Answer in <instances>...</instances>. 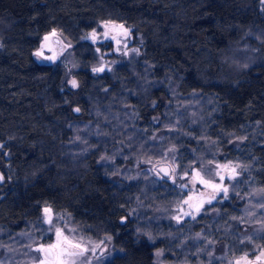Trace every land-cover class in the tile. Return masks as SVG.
I'll return each mask as SVG.
<instances>
[{
	"label": "trees",
	"instance_id": "16d2710c",
	"mask_svg": "<svg viewBox=\"0 0 264 264\" xmlns=\"http://www.w3.org/2000/svg\"><path fill=\"white\" fill-rule=\"evenodd\" d=\"M105 20L131 26L142 51L93 72L96 47L83 37ZM53 28L73 42L77 87L64 61L34 53ZM0 145V243L38 238L48 205L87 236L110 237L117 252L104 264H156L157 248L179 264L255 254L264 229L247 210L248 196L264 193L261 0H0ZM168 153L181 169L231 160L242 174L228 197L175 225L172 173H130Z\"/></svg>",
	"mask_w": 264,
	"mask_h": 264
},
{
	"label": "rangeland",
	"instance_id": "374dc122",
	"mask_svg": "<svg viewBox=\"0 0 264 264\" xmlns=\"http://www.w3.org/2000/svg\"><path fill=\"white\" fill-rule=\"evenodd\" d=\"M261 7L264 11V3H261ZM121 25H123V29L120 28ZM125 30H127V34H125ZM53 32H55V35H51ZM93 32L96 34L95 41L90 38V34ZM45 36L49 37L47 41L44 40ZM83 38L95 44L96 51L99 49L97 51V61L92 65V68L103 66L104 70H111L122 59L134 61L142 51V40L139 37L138 40L136 39L134 41L132 27L116 20L101 21L96 28L87 32ZM72 47V40L60 29L53 28L42 36L34 53L36 55L37 52H40L41 55H36V57L46 62L64 61L66 64L65 80L67 83H70L71 80H75L74 72L78 68L77 59L74 56ZM171 153L166 154L164 157L156 160V162H150L151 159L145 160L147 163L146 166L142 168H131L130 173L134 176L142 169H146L161 178L163 174L159 170L160 166L163 164L169 166L170 172L166 178H170L169 176L172 173L173 185L178 188L176 197L174 196L172 198L175 200L174 202L179 201L170 209V218L174 221L175 225L183 223L186 219L196 218L204 207L210 204L208 203L209 200L212 203L218 199L226 198L222 191H216L212 187L200 183L201 177L227 188L228 197L232 192L233 183L242 174L240 164L231 160L221 161L213 159L204 163L198 162L197 164H192L193 166L188 165L186 168L181 169L176 162L175 154ZM217 165H228V167H217ZM233 168H235V173L232 171ZM196 172H199L200 176H196ZM216 173H219V175H216ZM0 175L3 176L4 180L5 176L1 170ZM233 175L235 178L230 179L229 177ZM220 176H223L224 180H220ZM185 201H188V203H185ZM248 201V218L251 221H255V223L264 229V208L260 207L261 204H264V193L254 191L250 197L248 196ZM45 207L51 209V225L45 222ZM41 221L44 227L40 230V236L38 238L27 234L25 235L26 237L18 241L20 243L13 242L12 246L3 244L2 242L0 243V264H38L40 259H44V253L34 251V249L39 245L47 246L49 244H55L57 242L55 235L56 228H61L65 235H68L74 241H79L90 249L83 256L75 257L76 264H104L117 252L109 238L93 239L87 236L73 224L68 214L61 211L56 212L48 205L43 207ZM91 249H94V251H91ZM262 251H264V247L259 248L253 255L247 252L243 253L231 259L230 262L231 264H235V261L238 259L246 257L253 264H264V256L261 255ZM164 256L165 252L161 248H157L155 250L156 264H179L176 262H167ZM257 256L261 257L259 261L256 260ZM241 264H246V261L241 260Z\"/></svg>",
	"mask_w": 264,
	"mask_h": 264
},
{
	"label": "snow or ice",
	"instance_id": "6c2138e0",
	"mask_svg": "<svg viewBox=\"0 0 264 264\" xmlns=\"http://www.w3.org/2000/svg\"><path fill=\"white\" fill-rule=\"evenodd\" d=\"M261 3H264V0H261ZM120 28L123 29V25H121ZM125 34H127V30H125ZM51 35H55V32H53ZM85 38H89V37H85ZM90 38H92L93 41H95V38H96L95 32L90 34ZM48 39H49L48 36L44 37L45 41H47ZM97 51H99V49H97ZM36 55L40 56L41 53L37 52ZM92 71L101 72V71H104V67L101 66L99 68H93ZM70 83L72 84L73 87H77V82L74 79L71 80ZM75 110L79 111L78 108ZM241 139H244V138H241ZM2 147L3 145H0V148ZM217 167L227 168L228 165H217ZM232 171L235 173V168H233ZM195 175L200 176V173L196 172ZM216 175H219V173H216ZM229 178L234 179L235 176L233 175ZM2 180H3V176L0 175V181ZM220 180H224V177L220 176ZM200 183L204 184L205 186H210L216 191H222L225 197H227V194H228L227 188L221 187L219 184H215L210 180H205L203 179V177H201ZM185 203H188V201H185ZM208 203H211V200H209ZM260 207L264 208V204H261ZM197 210H199V208H197ZM44 214H45V222L51 225L52 224L51 209L49 207H45ZM70 231H74V230H70ZM55 235H56V241H57L55 244H49L47 246L39 245L38 247L34 249V251L44 253V259H40L38 261V264H76L75 257L83 256L85 253L90 251V249L85 247L79 241H74L68 235H65L64 231L61 228H56ZM91 251H94V249H91ZM261 255L264 256V251L261 252ZM260 258H261L260 256H257L256 260L259 261ZM241 260H245L246 264H253V262L250 260H247L246 257H242L238 259L237 261H235V264H241Z\"/></svg>",
	"mask_w": 264,
	"mask_h": 264
},
{
	"label": "water",
	"instance_id": "95a60500",
	"mask_svg": "<svg viewBox=\"0 0 264 264\" xmlns=\"http://www.w3.org/2000/svg\"><path fill=\"white\" fill-rule=\"evenodd\" d=\"M159 170L161 171L162 174L169 175L170 168L168 165H165V164L161 165Z\"/></svg>",
	"mask_w": 264,
	"mask_h": 264
}]
</instances>
